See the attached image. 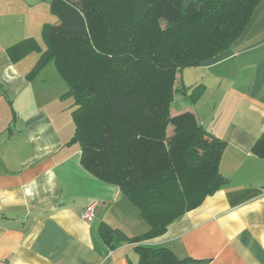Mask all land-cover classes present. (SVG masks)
<instances>
[{"label": "crops", "instance_id": "crops-1", "mask_svg": "<svg viewBox=\"0 0 264 264\" xmlns=\"http://www.w3.org/2000/svg\"><path fill=\"white\" fill-rule=\"evenodd\" d=\"M49 4L0 0V264H137L133 245L110 250L100 241V224L128 239L149 227L116 187L82 168L79 146L67 145L74 124L71 99H60L66 85L51 64L25 77L39 54L13 64L5 53L27 38L44 50L43 24H59ZM249 17L227 55L177 76L184 95L202 84L205 91L171 116L194 114L226 144L218 172L227 183L143 243L184 264H264V160L251 152L264 131V0Z\"/></svg>", "mask_w": 264, "mask_h": 264}, {"label": "trees", "instance_id": "trees-1", "mask_svg": "<svg viewBox=\"0 0 264 264\" xmlns=\"http://www.w3.org/2000/svg\"><path fill=\"white\" fill-rule=\"evenodd\" d=\"M261 0H50L56 26L43 24L42 50L31 38L6 49L15 64L39 58L27 79L53 63L71 99L80 165L121 192L149 227L132 239L100 224L110 250L133 245L137 264H184L163 247L143 245L199 207L227 180L219 171L225 142L194 114L170 115L181 70L230 52ZM205 87L185 94L196 103ZM171 127V134L166 135ZM252 154L264 160V131Z\"/></svg>", "mask_w": 264, "mask_h": 264}, {"label": "rangeland", "instance_id": "rangeland-1", "mask_svg": "<svg viewBox=\"0 0 264 264\" xmlns=\"http://www.w3.org/2000/svg\"><path fill=\"white\" fill-rule=\"evenodd\" d=\"M50 10V9H49ZM56 17H54V22H56ZM48 24V23H47ZM53 65V67H54V64L53 63H48L46 66H48V65ZM45 66V67H46ZM44 67V68H45ZM54 70H55V67L53 68ZM53 70V71H54ZM56 71V70H55ZM41 72V71H40ZM39 72V73H40ZM180 81H179V79L178 80H176L175 81V85H174V88L176 89V91H175V93H174V96H173V102L171 103V105H170V115H173L174 114V112L176 111V109L178 108V106L179 105H182V103L184 104V103H186V99H185V97L183 96L184 94L181 92V84L179 83ZM171 127H169L168 129H167V132H166V135L165 136H167L168 134H170V131H171Z\"/></svg>", "mask_w": 264, "mask_h": 264}, {"label": "built area", "instance_id": "built-area-1", "mask_svg": "<svg viewBox=\"0 0 264 264\" xmlns=\"http://www.w3.org/2000/svg\"><path fill=\"white\" fill-rule=\"evenodd\" d=\"M92 215L91 213V207H88L86 208L84 211H83V214H81V216H83L84 219L88 220Z\"/></svg>", "mask_w": 264, "mask_h": 264}]
</instances>
